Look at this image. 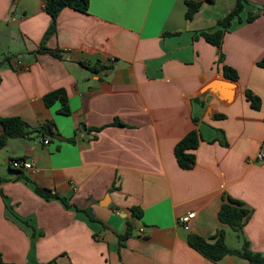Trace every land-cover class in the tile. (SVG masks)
<instances>
[{
	"label": "crops",
	"instance_id": "1",
	"mask_svg": "<svg viewBox=\"0 0 264 264\" xmlns=\"http://www.w3.org/2000/svg\"><path fill=\"white\" fill-rule=\"evenodd\" d=\"M186 1L66 7L47 40L59 58L35 52L52 22L45 0H0V117L55 122L53 136L11 137L0 148L2 264H251L235 254L213 262L188 243L190 233L212 238L220 228L231 248L246 238L264 255V14L246 20L264 0H249L221 47L199 32L217 28L235 0H195L203 4L193 20ZM225 64L238 71L237 87L216 82L227 79ZM61 88L68 115L44 100ZM194 128L203 140L183 169L175 146ZM15 158L34 166L14 169ZM224 194L253 210L243 238L219 219ZM189 211L197 215L186 230L178 219Z\"/></svg>",
	"mask_w": 264,
	"mask_h": 264
},
{
	"label": "trees",
	"instance_id": "2",
	"mask_svg": "<svg viewBox=\"0 0 264 264\" xmlns=\"http://www.w3.org/2000/svg\"><path fill=\"white\" fill-rule=\"evenodd\" d=\"M91 0H45V10L52 17V22L45 33L40 47L35 51L36 53H50L56 57L62 58L63 53L61 50H53L47 46L48 38L56 32V21L60 12L66 8L71 7L81 12H88L90 7ZM213 1V0H210ZM187 11L186 18L188 20H193L196 13L200 10L203 2L195 0H187ZM249 0H235V4L232 9L223 17L218 20L217 28L211 30H201L199 35L203 36L208 42L218 47H221L225 34L230 30L233 25L234 20L242 19V12L246 9V5L249 4ZM264 14V5H258L255 10L249 11L246 20L252 22L261 15ZM224 58L223 54L220 57ZM12 56H6L3 61H11ZM83 63V62H82ZM258 65L264 67V56ZM92 70H96L95 67H90ZM108 69V67H104ZM223 75L225 78L238 81L239 73L238 71L229 66L224 65ZM247 99L250 101L251 106L259 110L262 106L261 98L254 94L250 89L246 91ZM44 100L48 106L54 105L57 101L61 103L60 113L68 115L71 113V108L69 105V100L67 93L64 89H57L47 93L44 96ZM217 118L225 117L224 114H217ZM0 124L3 126V132L0 133V148L4 147L11 137H30L33 134L41 135L42 137L53 136L55 134V122L48 121L42 124L38 128L29 126L24 120L20 117H0ZM114 124L124 125L121 121L117 120ZM102 128H97L100 130ZM203 140L200 131L197 128L192 129L188 132L175 146V155L178 161V164L183 169H191L196 163V153L195 150L198 148L200 142ZM72 141V139H71ZM2 178L0 177V183ZM37 191L39 194L46 198L58 197L59 195L53 193L48 188H43L37 186ZM67 206L71 204L64 200ZM76 206V205H75ZM77 209H80L76 206ZM85 211V210H84ZM132 215L137 218H141L143 215V210L139 207L131 208ZM253 210L247 206V204L237 198H234L228 194H224L223 202L219 210V219L224 225H228L233 228L239 237L243 238L244 226L250 219ZM133 230V225L130 223L128 230L125 234L120 235V243L123 245V241L127 239ZM244 239V243L241 249H233L226 242V229L220 228L215 236L212 238H205L196 233H190L188 235V243L202 255L213 262H219L224 257L229 254H235L239 257L245 259L248 263L251 264H264V255L255 252L251 249L249 240ZM3 259L0 254V264H2Z\"/></svg>",
	"mask_w": 264,
	"mask_h": 264
},
{
	"label": "built area",
	"instance_id": "3",
	"mask_svg": "<svg viewBox=\"0 0 264 264\" xmlns=\"http://www.w3.org/2000/svg\"><path fill=\"white\" fill-rule=\"evenodd\" d=\"M46 144L49 142L48 139L44 141ZM257 160H264V150H260L257 154ZM10 166L14 169H29L33 168L34 164L31 160H27L25 158H15L10 160ZM197 213L195 211H189L182 216L179 217L178 222L180 225L186 229L190 230L192 226V221L196 217ZM140 233L144 232V228H140Z\"/></svg>",
	"mask_w": 264,
	"mask_h": 264
},
{
	"label": "water",
	"instance_id": "4",
	"mask_svg": "<svg viewBox=\"0 0 264 264\" xmlns=\"http://www.w3.org/2000/svg\"><path fill=\"white\" fill-rule=\"evenodd\" d=\"M219 82V83H221V86L224 84V83H229V84H232V85H234V87H237V84L235 83V81H233V80H230V79H219V80H216V82ZM207 90V89H206ZM228 94V93H227ZM224 96H226V94L224 95ZM231 96V98H228V101H230V100H233V98L235 97H232V95H230ZM225 99V98H224Z\"/></svg>",
	"mask_w": 264,
	"mask_h": 264
}]
</instances>
